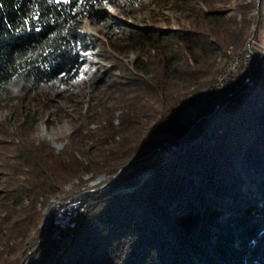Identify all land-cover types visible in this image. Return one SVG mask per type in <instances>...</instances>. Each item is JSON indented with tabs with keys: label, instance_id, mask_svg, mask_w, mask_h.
<instances>
[{
	"label": "trees",
	"instance_id": "16d2710c",
	"mask_svg": "<svg viewBox=\"0 0 264 264\" xmlns=\"http://www.w3.org/2000/svg\"><path fill=\"white\" fill-rule=\"evenodd\" d=\"M120 1L0 0V100L11 89L26 93L49 83L67 85L81 75L89 50L100 46L108 54L107 45L82 25L104 26L105 33L117 23L110 9H118ZM200 1L204 9L193 11L187 27L122 23V42L109 47L138 52L132 68L117 61L128 88L111 78L112 104L94 106L62 151L54 153L43 143L9 147L17 170L0 173V264L21 263L32 245L19 239L41 221L36 206H47L53 194L65 196L63 186L77 180L74 195L86 184L85 175L108 181L82 196L84 215L54 264H264L260 66L251 73V88L241 87V74L220 104L199 115V123L178 122L194 104L192 97L210 88L234 57L245 54L260 20L255 14L259 5L236 0L219 11L213 0ZM227 11L234 15L225 18ZM92 79L90 86L101 81L96 75ZM187 95L191 99L180 100ZM151 103L160 108L159 116L141 132ZM167 141H176L171 154L153 157ZM144 156L135 172L151 168L153 173L134 191L119 193L137 163L121 179L111 178Z\"/></svg>",
	"mask_w": 264,
	"mask_h": 264
},
{
	"label": "rangeland",
	"instance_id": "374dc122",
	"mask_svg": "<svg viewBox=\"0 0 264 264\" xmlns=\"http://www.w3.org/2000/svg\"><path fill=\"white\" fill-rule=\"evenodd\" d=\"M213 2L215 4V9L224 11L233 7L237 1L226 0L225 4H222L220 0H213ZM258 7L260 20L258 24H255L256 27L255 25L252 27V32L254 30L253 39H249L245 54H239L237 57H234L231 62L226 64L227 68L225 67L226 69L223 70L224 72L222 71L217 76L215 83L210 88L201 90L199 92L198 98L192 97V101L195 99L194 104H196L197 100L202 95H209L212 90L211 88L216 84V82H218L219 77L224 75L225 72L227 73L228 66H232L234 62H236L237 65L233 70L234 75L232 76L231 80L229 79L225 82H222L221 85L223 87L218 90V93L214 95L213 98H211L207 107L201 110L193 118L186 120L187 122L192 121L194 123L193 126L200 122L201 118L199 115L201 113L207 110L211 105L215 103H221V101L226 96L227 89L237 81V79L240 77L239 75L244 74L242 77L241 87H252L254 82L252 77L247 83L244 82L247 73L254 65L253 60L247 58V51L249 48L251 52H256L253 41L258 42L259 44H264V5H262V1L259 2ZM196 9H204L200 0H122L120 1L118 9H110L111 18L114 19V21H117V23L107 29L105 33L104 26H92L88 22H84L82 25L83 31L104 42L107 45V49H109L108 54L107 52L102 53V47L100 46L89 50L85 54L86 62L81 75L67 85H61L57 82L49 83L37 88L35 91H28L26 93L11 89L8 91L6 96L1 98L0 173L3 172L6 175L14 174L17 170L15 167L16 165L14 164L13 153L11 152V149H9L10 146L13 147L14 145L19 144L28 145L31 143H43L47 145L54 153H59L62 151L67 146V138L71 131L78 124L82 123V120L92 112V108L94 106H99V104L108 106L109 104H112V98L114 96L111 94V92L109 100V83L112 80L111 78H117L122 89L128 88L129 79L124 77V75L121 73V67L118 66L119 63H117V61H120L128 68H132L131 62L137 57L138 52L134 50L123 49L121 51H117L109 47L110 43L114 44V42H122V23L136 27H158L162 29L176 30L178 28L187 27L191 24L192 18L194 16L193 11ZM233 15L234 14L231 11H227L223 16L225 18H229ZM239 19L240 17L236 16V20ZM119 23L122 25H117ZM257 65L262 68L261 64ZM109 69L110 74L109 71L108 74H106L107 70ZM261 71L264 70L261 69ZM260 74L262 76V72H260ZM94 75H96V78H101V81L96 86H90L89 82L93 81L91 78ZM183 92L185 93V90H182L181 93ZM184 99L189 100L191 99V96L187 95L185 98H180L181 101ZM192 107L190 106L186 109V111L190 110ZM150 111L151 112H149L148 118L142 120L143 125L141 132L143 131L144 127L146 129L149 128L158 118L160 108L155 103H151ZM117 114L118 112H115L114 116ZM206 118H210V116ZM113 123H116V121L114 120ZM90 128L94 129L95 125H90ZM208 128L209 126H207L206 130H208ZM146 129L144 131H147ZM212 143V141L208 142L209 145ZM174 149L175 146H172L170 151L169 149H162L160 152L165 155H170ZM156 155L154 154L153 157ZM146 157L147 156L142 157V159L137 162L136 170L132 172L131 176L127 177L128 181L130 179H139L140 177V180L135 183L134 188H132L131 191H134L153 173L151 168L135 172L137 169H141L142 166H140V162L144 161ZM142 173L145 176H141ZM120 175L116 179H121ZM19 178L23 179V177ZM82 179L86 182L84 186L78 188L79 183L77 180H74L71 183L63 186L62 192L65 193V196L63 195V197H59V193L56 195L53 194L47 199V206L43 204L41 206V203L40 205L36 206L37 210H39L43 216L41 217L39 226L37 228H35V226H29L23 237L19 239L22 241V244L28 243V245H32V247L29 249L30 251L36 247V241L42 232V222L45 218L47 208L51 206L50 203L57 202L59 200H67L72 196L71 194L74 193L73 186L76 185H78L76 187L78 190H82L78 193L81 194L80 198L77 199L86 203L82 199V196L96 193L98 186H103L108 181V178L103 175L95 179H92L90 175H85ZM125 185L129 186L130 183H126ZM76 188L75 190H77ZM121 190H123L122 183L119 186L118 192L122 193L123 191ZM131 191L129 190L126 192L129 193ZM25 203L26 201L23 204ZM83 215L84 214H81L80 219H82ZM19 218L20 217L18 215L14 216L11 222H15ZM15 241H17V238ZM37 253L38 251L35 250L34 253L26 258L29 259L27 262L28 264ZM26 259L24 260L23 264H25Z\"/></svg>",
	"mask_w": 264,
	"mask_h": 264
},
{
	"label": "built area",
	"instance_id": "2783aa9c",
	"mask_svg": "<svg viewBox=\"0 0 264 264\" xmlns=\"http://www.w3.org/2000/svg\"><path fill=\"white\" fill-rule=\"evenodd\" d=\"M253 44H255L254 49L256 52H251L250 50V59L255 63L258 62V58H260V46H264V44H259L255 41H253ZM236 65L237 64L235 63L232 66H228V72L219 77V81L216 82L215 88H213L212 94H210L209 98L218 93V85L230 79V72H233ZM209 98H207V100ZM207 100H200L196 104H193L191 110L196 109V106L205 105ZM185 112L183 114H185ZM183 114L180 117L179 123H183ZM141 176L145 175L142 173ZM138 180H140V177L139 179H130L129 181L122 182V189L131 191ZM126 183H130V185L127 186L125 185ZM80 191L82 190H78L74 195L69 197L65 204H59V214L49 216L50 225L48 231L43 238H39V243L36 244L35 249L38 253L29 264H47L51 257L58 255V249H61V247L64 246V242H66L69 233L72 231V224H75L76 217L84 213L80 212V208H77V198H80L81 196V194H78ZM28 260L29 259H27V262Z\"/></svg>",
	"mask_w": 264,
	"mask_h": 264
},
{
	"label": "bare ground",
	"instance_id": "6f19581e",
	"mask_svg": "<svg viewBox=\"0 0 264 264\" xmlns=\"http://www.w3.org/2000/svg\"><path fill=\"white\" fill-rule=\"evenodd\" d=\"M262 5H264V1H262ZM248 54H247V58L250 59V49L248 48ZM245 58V57H244ZM245 61V60H244ZM236 62H234L235 64ZM247 63V62H246ZM255 64H261V69L264 70V46H260V58H258V62H255ZM224 72V71H223ZM262 72V75H264V71H261ZM226 73V72H225ZM234 72H230V80L232 78V76L234 75L233 74ZM229 80V79H228ZM219 81V80H218ZM227 84V83H226ZM225 84V85H226ZM223 86L220 84L218 85V90L220 88H222ZM213 88H215V85L211 88V92L210 94H212V91H213ZM205 94V93H204ZM210 94L209 95H205V96H201L198 101L200 100H207V98L210 97ZM214 96V95H213ZM213 96L211 98H213ZM211 98H209L207 101H206V104L203 105V106H196V109H193L191 110H187V111H190V112H185V114H183V122H185L186 120L188 119H191L193 118L195 115H197L202 109H204L205 107H207L209 101L211 100ZM197 101V102H198ZM196 102V103H197ZM192 107V106H191ZM193 108V107H192ZM170 151V150H169ZM123 192H126V191H129V190H121ZM64 199V198H63ZM69 199V198H68ZM68 199L64 200V201H57V202H53V203H50L51 206L49 208H47L46 212L49 211V216H54L56 214H59V204H65L66 201H68ZM77 208H80V212H84V209H85V206H84V203L80 200L77 199ZM52 211V212H51ZM84 214V213H83ZM81 216V215H80ZM80 216H77L76 219H75V224H72V231L69 233V237H67V240L66 242H64V246L61 247V249H58V255H55L53 257H51L50 261H48L47 264H54L56 262V260L63 254V252L65 251V249L69 246L70 242H71V238H72V235H73V232L78 224V222L80 221ZM43 217V216H42ZM43 223V222H42ZM39 238L38 237V240L36 241V244L39 243ZM25 264H27V259L25 261Z\"/></svg>",
	"mask_w": 264,
	"mask_h": 264
},
{
	"label": "water",
	"instance_id": "95a60500",
	"mask_svg": "<svg viewBox=\"0 0 264 264\" xmlns=\"http://www.w3.org/2000/svg\"><path fill=\"white\" fill-rule=\"evenodd\" d=\"M259 2H260V0H257V4L259 5ZM255 14H256V21H258V19H259V7H257L256 8V12H255ZM255 27H256V25H255ZM254 31V30H253ZM253 35H254V33L252 34V36H251V40L253 39ZM255 67H256V64L254 63V65L252 66V68L249 70V72L247 73V75H246V77H245V79H244V82L245 83H247L250 79H251V73L253 72V70L255 69ZM218 107V106H217ZM179 122V121H178ZM187 122V121H186ZM186 122H183V123H186ZM183 123H179V124H183ZM177 141H179V140H177ZM175 144H176V141H167V142H163V143H161L159 146H157L156 148H155V155L156 154H158L159 152H160V150H162V149H171L172 148V146H175ZM148 156V155H147ZM142 158H139V159H137V160H134V161H131V162H129L126 166H124V167H122L121 169H119L118 171H117V173L113 176V178H112V180H111V182L112 181H114V180H116V178L129 166V165H131V164H135V163H137V162H139L140 160H141ZM49 225H50V218H49V211H47L46 213H45V218H44V220H43V223H42V232L40 233V235H39V237L40 238H43L44 237V235H45V233L48 231V228H49ZM35 249H36V247L32 250V251H30L24 258H23V260L21 261V263L20 264H23L24 263V260L29 256V255H31L32 253H34V251H35Z\"/></svg>",
	"mask_w": 264,
	"mask_h": 264
}]
</instances>
